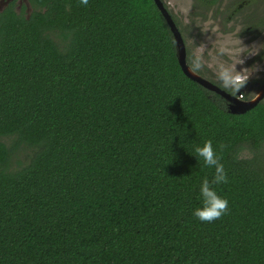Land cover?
<instances>
[{
	"label": "trees",
	"instance_id": "obj_1",
	"mask_svg": "<svg viewBox=\"0 0 264 264\" xmlns=\"http://www.w3.org/2000/svg\"><path fill=\"white\" fill-rule=\"evenodd\" d=\"M21 3L0 10V264H264V102L230 113L186 77L153 0ZM208 140L228 211L202 222Z\"/></svg>",
	"mask_w": 264,
	"mask_h": 264
},
{
	"label": "rangeland",
	"instance_id": "obj_2",
	"mask_svg": "<svg viewBox=\"0 0 264 264\" xmlns=\"http://www.w3.org/2000/svg\"><path fill=\"white\" fill-rule=\"evenodd\" d=\"M11 1V0H10ZM22 0H15V4L21 6ZM167 5L173 11L174 17L180 22L185 32L186 39L185 44L191 60L196 56H201L203 66L200 69L204 73V70H208L210 77L217 80V69L220 64H224L227 67H233L236 65L237 70L246 68L247 75H258V71L264 70V61L256 64L257 62L250 64L253 54H257L262 47L261 38L254 39L253 35H243L242 31L244 27H237L236 34L241 31V34H223L219 29H215L209 25L208 21L204 22V17H196L191 14L194 9L192 0H165ZM5 6L1 5L0 9ZM223 49V53H221ZM240 60H243V64H239ZM264 155V150H263ZM242 157H250L251 153L243 151Z\"/></svg>",
	"mask_w": 264,
	"mask_h": 264
},
{
	"label": "flooded vegetation",
	"instance_id": "obj_3",
	"mask_svg": "<svg viewBox=\"0 0 264 264\" xmlns=\"http://www.w3.org/2000/svg\"><path fill=\"white\" fill-rule=\"evenodd\" d=\"M161 1L170 13L174 23L178 27L185 44V32H187V30L183 29L181 26V22L176 17H174L173 11L170 9V6L166 4L167 2L165 0ZM212 1L213 0H192L191 6L194 9L192 10L191 14L196 17H204V22L208 21L210 26L215 29H219L220 32L225 35L227 34V32L228 34H236V29L240 26L241 28L244 27V30L242 31L243 35L251 34L254 36V39H258L260 36V40L263 45L257 54L252 55L249 65L255 62H257L256 64H258L264 61V0ZM8 2H10V0H0V6L6 5ZM18 4L20 6V3ZM238 34L240 35L241 31H239L236 35ZM185 49L187 60L188 51L186 48V44ZM191 62L193 61L191 60ZM195 72L198 73L197 71ZM207 73H209V71L205 69L204 73L200 71V73L198 74L224 89L218 80H214L212 77L207 75ZM248 76L249 79L246 86L241 89L242 91L239 92L240 94L237 93L235 95L240 98V95L242 94L243 100L250 99L256 96V94L263 89L264 85V70L261 69V71H258V75L256 76H254L253 74H250ZM226 91L232 94L231 90ZM260 102H264V97L260 100Z\"/></svg>",
	"mask_w": 264,
	"mask_h": 264
},
{
	"label": "clouds",
	"instance_id": "obj_4",
	"mask_svg": "<svg viewBox=\"0 0 264 264\" xmlns=\"http://www.w3.org/2000/svg\"><path fill=\"white\" fill-rule=\"evenodd\" d=\"M81 3L87 4V0H81ZM221 53H223V49H221ZM239 64H243V60H240ZM202 66V58L198 55L193 59L192 70L198 71ZM245 69L241 68L237 70L236 65L227 67L224 64H220L216 73L217 80L224 89L231 90L232 94L236 95L246 86L249 79ZM240 99H243L242 94L240 95ZM194 151L197 156L202 158L207 167L214 168L215 171L211 182L207 178L202 180L200 184L202 204L200 207L194 209L193 214L202 222H212L221 218L228 211V201L217 194L212 184L224 183L227 177L224 166L219 162V158L210 140L204 142L203 146H196Z\"/></svg>",
	"mask_w": 264,
	"mask_h": 264
},
{
	"label": "water",
	"instance_id": "obj_5",
	"mask_svg": "<svg viewBox=\"0 0 264 264\" xmlns=\"http://www.w3.org/2000/svg\"><path fill=\"white\" fill-rule=\"evenodd\" d=\"M153 1L156 7L159 9L162 16L164 17L172 33V36L175 42L176 57H177L179 66L186 77L195 81L196 83L201 85L203 88L213 91L219 94L222 98H224L227 102V110L230 113H234V114L245 113L246 111L252 109L254 106H256L260 102V100L264 97V85H263V89L260 90L256 94V96L250 99L243 100V99H240L238 96L230 94L229 92L222 89L215 83L209 81L208 79L202 77L200 74L193 71L192 68L187 63L185 44H184L182 35L178 27L174 23L170 13L164 6L163 2L161 0H153Z\"/></svg>",
	"mask_w": 264,
	"mask_h": 264
}]
</instances>
